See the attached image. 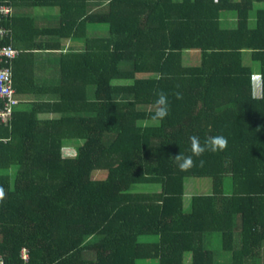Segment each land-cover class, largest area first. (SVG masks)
Here are the masks:
<instances>
[{"label": "trees", "instance_id": "16d2710c", "mask_svg": "<svg viewBox=\"0 0 264 264\" xmlns=\"http://www.w3.org/2000/svg\"><path fill=\"white\" fill-rule=\"evenodd\" d=\"M0 3L14 9L0 46L19 52L8 66L20 105L11 125L0 122V170L17 167L14 180L0 174L7 263H24L26 248L29 264H188V255L217 264L214 234L231 264L263 260L264 8L252 18L264 0ZM40 8L59 14L28 13ZM91 24L108 34L92 35ZM73 39L84 50L65 49ZM248 60L259 66L260 96ZM157 89L168 95L163 121L151 119ZM192 135L202 144L222 135L227 147L182 172L172 155H191ZM66 140L82 141L74 157ZM187 178L213 181L191 212ZM142 184L160 189H135Z\"/></svg>", "mask_w": 264, "mask_h": 264}, {"label": "rangeland", "instance_id": "374dc122", "mask_svg": "<svg viewBox=\"0 0 264 264\" xmlns=\"http://www.w3.org/2000/svg\"><path fill=\"white\" fill-rule=\"evenodd\" d=\"M264 8V3H258L256 4V8L253 12V18H252V25L256 24V13L258 9ZM29 14L35 13L38 16H42L45 12H50L52 14H59V10L57 8L54 9H29ZM232 15V13H230ZM233 25V24H232ZM89 31L94 36H106L108 34V26L107 25H101V24H91L89 26ZM65 49L68 51H78L82 49L84 50V44L83 41H78V39H73L71 42L65 43ZM186 62H188V56H186ZM199 60V55L196 56V62ZM249 61V60H248ZM249 64L253 65V69L255 72V94L256 96H260L261 93V81H260V73H259V66L258 64H252L250 61ZM193 64L194 63H190ZM196 64V63H195ZM47 117V116H44ZM82 144L81 140H66L65 142V152L66 156L68 157H74L77 154L78 147ZM71 148V149H70ZM17 173V167H13L10 170H0V174H10L13 178V180L16 178ZM98 173L95 174L97 176ZM105 175V172H104ZM135 189L138 191H159L160 186L159 185H137L135 186ZM213 191V181L210 178H187L185 181V211L191 212V203H192V197L194 195H206L211 194ZM226 192L228 194H231L233 192V180L231 177H228L226 180ZM214 242H213V249L215 250L217 254V264H231L232 263V255L228 252H226L223 249V237L221 234H214L213 235ZM158 237L156 236H145L141 237V241H157ZM224 256H226V263L224 262ZM141 264H154L156 263L155 260H143L140 262ZM188 264H190V255H188ZM259 264H264V256L263 260Z\"/></svg>", "mask_w": 264, "mask_h": 264}, {"label": "built area", "instance_id": "2783aa9c", "mask_svg": "<svg viewBox=\"0 0 264 264\" xmlns=\"http://www.w3.org/2000/svg\"><path fill=\"white\" fill-rule=\"evenodd\" d=\"M14 16L12 6L0 3V22ZM13 31L0 25V38H12ZM19 57L18 50L13 46H0V122L9 126L15 115V109L20 105L14 83L12 67L8 66ZM22 264H29V251L24 248L21 252ZM0 264H9L0 255Z\"/></svg>", "mask_w": 264, "mask_h": 264}, {"label": "clouds", "instance_id": "9594fccd", "mask_svg": "<svg viewBox=\"0 0 264 264\" xmlns=\"http://www.w3.org/2000/svg\"><path fill=\"white\" fill-rule=\"evenodd\" d=\"M156 99L153 102V112L151 114V119L154 121H163L169 114V101L168 95L161 89H157L154 92ZM177 99H182V93H174ZM191 143V155L185 156L182 153L172 155L176 163V167L179 171H187L190 168L196 166V160L193 157L200 158L205 152H218L223 151L227 147V139L222 135L207 137L203 144L200 142V138L196 135L189 137ZM205 161L203 159L199 160V165L203 166Z\"/></svg>", "mask_w": 264, "mask_h": 264}]
</instances>
